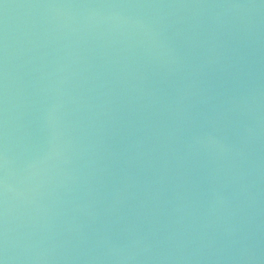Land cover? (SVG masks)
Wrapping results in <instances>:
<instances>
[{
    "label": "water",
    "instance_id": "95a60500",
    "mask_svg": "<svg viewBox=\"0 0 264 264\" xmlns=\"http://www.w3.org/2000/svg\"><path fill=\"white\" fill-rule=\"evenodd\" d=\"M0 264H264V0H0Z\"/></svg>",
    "mask_w": 264,
    "mask_h": 264
}]
</instances>
